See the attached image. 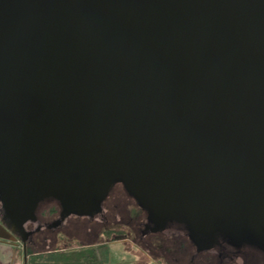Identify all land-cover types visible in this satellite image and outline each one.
<instances>
[{"label": "water", "instance_id": "95a60500", "mask_svg": "<svg viewBox=\"0 0 264 264\" xmlns=\"http://www.w3.org/2000/svg\"><path fill=\"white\" fill-rule=\"evenodd\" d=\"M0 143L41 171L29 212L120 183L156 222L264 241V0H0Z\"/></svg>", "mask_w": 264, "mask_h": 264}, {"label": "flooded vegetation", "instance_id": "af4514ba", "mask_svg": "<svg viewBox=\"0 0 264 264\" xmlns=\"http://www.w3.org/2000/svg\"><path fill=\"white\" fill-rule=\"evenodd\" d=\"M2 146L3 143H0V148ZM39 177L41 171L33 170L26 175L24 168L15 170L11 163L5 166L0 157V228L6 230L3 232L0 229V232L15 237L21 243L24 240L25 244L22 245L25 250L35 252L41 246L47 245L50 252L56 244L66 245L68 241L74 240V225L82 223V232L88 235L111 232L118 233V237L122 235L125 239L131 236L137 238L140 228L139 237L145 245V253L150 257L155 256L150 260H154L156 264H185L186 258L189 264H194L199 256L205 257L201 264H257L254 259L256 253L250 251L264 255L263 240L251 244L248 237H239V232L235 237L217 231L191 236L187 226L183 224L156 222L127 193L137 208L133 220L107 216L110 191L105 199L98 202H88L85 197H80L73 203L74 207L62 206L55 199H46L36 206L33 213L29 212L34 204L31 198L38 191L33 187ZM76 202L83 206L74 205ZM72 208L79 211L71 212ZM127 210L130 211L131 208ZM94 224L97 225L96 228H93ZM171 242L178 243L177 254L170 251ZM151 248L155 249L156 255H152Z\"/></svg>", "mask_w": 264, "mask_h": 264}, {"label": "rangeland", "instance_id": "374dc122", "mask_svg": "<svg viewBox=\"0 0 264 264\" xmlns=\"http://www.w3.org/2000/svg\"><path fill=\"white\" fill-rule=\"evenodd\" d=\"M107 207L108 212L107 216L111 218H124L128 219H135V215L137 214V208L134 205V202L129 198L126 194L123 186L121 184H117L113 186L109 193V198L107 200ZM114 208V210H111ZM131 208L130 211L127 209ZM45 207L42 211H44ZM119 218V219H120ZM118 219V220H119ZM95 225V224H94ZM75 226V231L72 233L73 241H68L66 245L61 246L60 244H56L52 246L51 250L53 249H62L65 246L73 245L81 246V245H93L97 248V251L100 255V259L102 260L103 264H156L154 260H150L151 256L145 253V245L142 242L140 235V228L139 234L137 233V238L131 236L128 238L118 237V233H111V232H99L93 235H88L85 232H82V223H77ZM97 225L93 226L96 228ZM102 226H100L101 228ZM123 229V228H122ZM124 230V229H123ZM177 242H171L169 244L170 251L175 252L177 254ZM48 247V248H47ZM73 248V247H71ZM152 249V248H151ZM29 250V249H28ZM152 255L155 253V249H152ZM36 253H46L49 252V246H41L40 249L35 251ZM251 253L255 254V263L262 264L264 261V255L260 254L259 252L250 251ZM263 255V256H262ZM253 259V260H254ZM205 260L204 256H199L196 258L194 264H201ZM185 264H189L187 258Z\"/></svg>", "mask_w": 264, "mask_h": 264}, {"label": "trees", "instance_id": "16d2710c", "mask_svg": "<svg viewBox=\"0 0 264 264\" xmlns=\"http://www.w3.org/2000/svg\"><path fill=\"white\" fill-rule=\"evenodd\" d=\"M27 257V264H103L97 248L91 245H68L46 253L27 250Z\"/></svg>", "mask_w": 264, "mask_h": 264}, {"label": "crops", "instance_id": "0c3cea01", "mask_svg": "<svg viewBox=\"0 0 264 264\" xmlns=\"http://www.w3.org/2000/svg\"><path fill=\"white\" fill-rule=\"evenodd\" d=\"M72 246H75V244ZM27 259V250L21 242L13 243L0 240V264H27Z\"/></svg>", "mask_w": 264, "mask_h": 264}]
</instances>
